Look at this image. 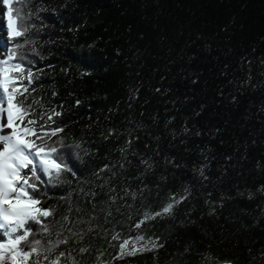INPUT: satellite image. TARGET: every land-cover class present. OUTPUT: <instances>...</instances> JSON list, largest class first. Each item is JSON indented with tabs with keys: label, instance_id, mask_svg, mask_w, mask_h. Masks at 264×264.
<instances>
[{
	"label": "trees",
	"instance_id": "16d2710c",
	"mask_svg": "<svg viewBox=\"0 0 264 264\" xmlns=\"http://www.w3.org/2000/svg\"><path fill=\"white\" fill-rule=\"evenodd\" d=\"M14 2L35 25L28 26L34 43L21 51L42 69L33 72L35 92L25 93L26 105L39 101L29 118L44 124L41 112L62 113L51 127L63 132L52 141L69 146L77 172L65 171L66 181L42 201L55 209L53 232L65 216L67 227L84 230L52 257L64 252L67 264H264V0ZM5 13L0 3L6 38ZM185 189L191 195L171 215L133 227ZM93 214L92 231L88 222L74 223ZM114 230L163 246L117 259Z\"/></svg>",
	"mask_w": 264,
	"mask_h": 264
},
{
	"label": "snow or ice",
	"instance_id": "6c2138e0",
	"mask_svg": "<svg viewBox=\"0 0 264 264\" xmlns=\"http://www.w3.org/2000/svg\"><path fill=\"white\" fill-rule=\"evenodd\" d=\"M21 2L29 7L33 6L32 0H21ZM0 3L6 9V26H4L6 38L0 35V264H43L44 261L48 264H67L66 259L61 260V257H65L64 252H60L54 258L52 254L59 245L67 244L73 236L81 237L84 230L73 231V228L67 227L63 221H68L69 218L65 216L61 221L55 222L56 231L53 232L54 221L48 218L54 216L55 209L45 208L42 201L46 196L55 194L52 193V188L66 181L63 175L65 171L72 170L73 175H77L73 170L75 167L73 153L69 146L62 144V140L52 141V137H57L58 133L63 132V127H51L52 124L57 123L54 117H60L61 112L56 111L55 108L50 114L46 111L41 112L39 120L47 117L44 124H38L37 119L29 118L35 115L33 105L39 104V101L34 99L31 104L26 105L25 101L28 97L25 93H29L30 88L35 92V88L31 86L39 78L34 77L33 72L42 69H35L36 61L30 59L21 49L29 43H34L33 34L29 32L28 26L35 27V25L30 19L25 20L20 15L14 0H0ZM33 52L39 57V52L35 48ZM52 95L55 96L56 93ZM76 103L79 104L80 101L77 100ZM40 107L43 108L44 105L41 104ZM58 142L61 143L60 148L56 146ZM142 163L148 168L152 167L147 160ZM120 167L123 168L124 165L121 164ZM108 168L109 165H105L100 172ZM199 171L200 176L206 179L203 168ZM41 185L44 186L43 192L40 190ZM80 191L83 192V188ZM260 191H264V186ZM84 194L90 197L97 195L95 192ZM124 195L135 198L137 194L125 190ZM189 195L191 193L188 189L182 194H172L164 207L156 212L146 211L143 219L133 227L139 229L148 220L171 215L173 208L186 200ZM61 198L71 199V193L62 195ZM110 199L115 202L117 196H110ZM92 211L93 213L96 211L95 204L92 205ZM108 215H111V211ZM92 219H95L94 214L87 220L78 218L74 223L88 222L87 230L92 231L94 227L91 224ZM53 235L62 238L52 240ZM111 239L120 241L117 259L163 246L151 239L141 244L146 237L140 233L134 238L122 239L121 233L114 230ZM87 250L80 249L81 252ZM223 264H231V262L225 261Z\"/></svg>",
	"mask_w": 264,
	"mask_h": 264
},
{
	"label": "rangeland",
	"instance_id": "374dc122",
	"mask_svg": "<svg viewBox=\"0 0 264 264\" xmlns=\"http://www.w3.org/2000/svg\"><path fill=\"white\" fill-rule=\"evenodd\" d=\"M25 83H27V82L25 81Z\"/></svg>",
	"mask_w": 264,
	"mask_h": 264
}]
</instances>
